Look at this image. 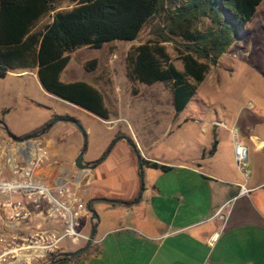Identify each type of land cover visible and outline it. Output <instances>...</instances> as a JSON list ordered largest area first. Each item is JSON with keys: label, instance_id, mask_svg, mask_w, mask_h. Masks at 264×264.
<instances>
[{"label": "crops", "instance_id": "0c3cea01", "mask_svg": "<svg viewBox=\"0 0 264 264\" xmlns=\"http://www.w3.org/2000/svg\"><path fill=\"white\" fill-rule=\"evenodd\" d=\"M47 17L49 20L43 25L48 24L50 15L42 17L36 28ZM6 76L29 77L46 96L58 99L43 91L36 68L10 70L0 79ZM114 95L118 96L117 90ZM182 111L173 110L176 117L172 121ZM203 112L199 124H192L194 120L167 124L161 126L156 136L148 135L149 130L145 132V127L137 125H130L127 135L116 126L118 119L114 118L111 125L104 124L113 139L125 137L139 153L142 191L138 201L129 206L103 203L105 205L95 211L98 217L90 246L83 256L70 261L77 264H264V172L238 175L234 171V166L238 170V165L232 142L226 154L221 155L216 148L208 154L213 142L216 147L217 139L210 127L221 124L211 121ZM5 113L6 107L0 105V116ZM75 131L55 125L50 128L43 147L60 167L44 166L41 169L44 177L61 176L66 172L61 167L62 156L72 146L77 147V155L81 145L75 138L63 145V137H70ZM137 131L143 134L138 135ZM84 132L88 135L87 129ZM98 160L96 156L83 160L90 163L92 169L77 171L79 177L87 178L88 186L84 190L91 196L88 200L133 201L140 184L131 147L118 140L104 159ZM142 161L168 167V170L150 168ZM88 227L90 229V225Z\"/></svg>", "mask_w": 264, "mask_h": 264}, {"label": "trees", "instance_id": "16d2710c", "mask_svg": "<svg viewBox=\"0 0 264 264\" xmlns=\"http://www.w3.org/2000/svg\"><path fill=\"white\" fill-rule=\"evenodd\" d=\"M261 1L0 0V78L10 70L36 68L44 92L108 120L110 112L96 88L84 81L61 82L59 74L76 49L132 41L150 25L152 37L125 54V76L132 85V95L137 94L135 84H165L171 93V106L178 113L208 69L216 66L218 58L237 40ZM63 2L72 6L61 9ZM48 15L51 21L36 28L37 22ZM164 44H172L180 71L171 63ZM95 64L90 60L83 64V70L91 72ZM214 148L215 142L208 154ZM142 164L168 170L156 163ZM46 260L49 258L40 263Z\"/></svg>", "mask_w": 264, "mask_h": 264}, {"label": "rangeland", "instance_id": "374dc122", "mask_svg": "<svg viewBox=\"0 0 264 264\" xmlns=\"http://www.w3.org/2000/svg\"><path fill=\"white\" fill-rule=\"evenodd\" d=\"M60 6L63 9L69 4L63 2ZM48 20L47 17L38 27L40 28ZM150 33L151 26L147 25L132 41L106 42L99 49L79 48L70 54L69 61L60 73L61 82L89 81L101 93L104 104L110 112L109 119L102 121L103 124L85 111L46 96L29 77L6 76L0 79V105H4L7 109V113L0 116L3 125L10 133L19 137L25 133L40 131L55 118L72 119L83 130H88V135L85 134L86 149L82 157L85 161L95 156L100 159L114 140L110 131L106 129L114 119H118L115 122L116 126L127 135L129 126L137 125L145 127L147 129L145 132L149 130L148 135L156 136L161 126L167 124H176L182 120H194L192 124H199L204 111L210 116L211 121L221 124L210 127V132L215 131L217 134L215 148L221 155L226 154L231 148L229 132L232 129L236 130V137L247 147L248 159L245 167L240 172L234 166V171L241 176H244V171L247 175L264 172V0L256 6L254 14L239 32L237 40L218 58L216 66L208 69L204 80L196 86L193 96L174 121L172 118L176 115L171 106V93L165 84L160 82L151 85L135 84L137 95H132V85L125 76L126 52L131 47L150 39L152 37ZM164 48L173 66L180 71L181 64L175 59L176 54L172 44H164ZM90 60L96 61L95 68L91 72H85L83 64ZM115 90L118 91V96L114 95ZM54 125L65 127L69 131L74 128L65 122H57ZM49 130L34 141L43 146L44 140L49 137L47 135ZM137 133L143 134L140 131ZM74 138L80 146L82 139L77 130L70 137H63L62 144L64 145L65 142L67 145ZM4 142L11 146L19 145L11 142L0 129V145ZM102 146L105 147L103 150ZM76 149L75 146L68 148L61 158L64 161L61 167L66 172L61 176L43 177L47 182L59 177L74 186L85 204L91 196L86 195L84 190L88 186L87 178L81 180L77 174L78 170L72 164V156L75 155ZM2 158L0 151V162ZM54 161L55 159L50 157L49 162L44 166L59 165L60 167V164H54ZM104 205L97 202L92 204L91 208L96 214L95 211ZM81 224L82 232L88 235L90 223L82 221ZM84 243L83 240L72 238L66 240L62 247L69 252L77 246L82 247ZM85 253H82V256ZM53 264H77V262L65 260Z\"/></svg>", "mask_w": 264, "mask_h": 264}, {"label": "built area", "instance_id": "2783aa9c", "mask_svg": "<svg viewBox=\"0 0 264 264\" xmlns=\"http://www.w3.org/2000/svg\"><path fill=\"white\" fill-rule=\"evenodd\" d=\"M230 136L242 171L247 149L235 129ZM17 144L0 145V264H37L66 252L62 245L68 239L85 241L81 222H88L89 213L74 186L61 178L45 181L41 169L50 157L43 146L34 140Z\"/></svg>", "mask_w": 264, "mask_h": 264}, {"label": "water", "instance_id": "95a60500", "mask_svg": "<svg viewBox=\"0 0 264 264\" xmlns=\"http://www.w3.org/2000/svg\"><path fill=\"white\" fill-rule=\"evenodd\" d=\"M63 101V100H62ZM65 102V101H64ZM68 103V102H66ZM57 122H65V123H69L71 124L80 134L81 139H82V143H81V147L77 153V155L75 156L72 164L74 166V168H76V170H90L92 169V165L90 163H85L82 160V156L85 152L86 149V135L84 130L81 128V126L74 120L72 119H63V118H55L52 121H50L48 124H46L42 129H40V131L33 133V134H29V135H24L22 137H16L13 134H11L6 127L3 125V123L0 121V129L2 130V132L4 133V135L11 141L14 143H27L31 140L37 139L40 136L44 135L55 123ZM118 140H123L127 143V145L129 147H131L132 152L134 154V157L136 159V169H137V173H138V181L140 184L138 193L136 195V197L133 199V201L129 202V203H125V202H121L118 200H111V199H105V198H93L90 199L86 202L85 204V208L87 210V212L89 213V223H90V229L87 235V238L85 240V243L82 247L72 251V252H61V253H57L54 254L48 261L43 262V263H38V264H52L54 262H57V259H72L73 257L85 252L88 247L90 246L92 240H93V232H94V227H95V223L97 222V216L94 213V211L90 208V205L93 202H102V203H107V204H121L124 206H129L132 205L134 203H136L140 197L141 191H142V177H141V162H140V156L139 153L137 152V150L134 148V146H132V144L128 141V139H126L125 137H117L115 138L110 145L108 146V148L106 149V151L104 152V154L102 155V157L98 160V162L102 161L104 159V157L108 154V152L110 151L111 147L114 145V143Z\"/></svg>", "mask_w": 264, "mask_h": 264}]
</instances>
